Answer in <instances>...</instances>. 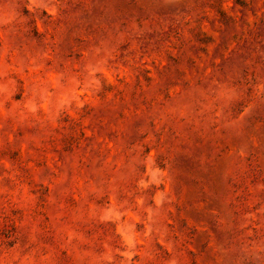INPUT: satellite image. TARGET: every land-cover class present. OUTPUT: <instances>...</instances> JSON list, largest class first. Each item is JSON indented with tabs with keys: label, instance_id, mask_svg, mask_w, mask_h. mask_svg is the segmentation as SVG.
<instances>
[{
	"label": "rangeland",
	"instance_id": "1",
	"mask_svg": "<svg viewBox=\"0 0 264 264\" xmlns=\"http://www.w3.org/2000/svg\"><path fill=\"white\" fill-rule=\"evenodd\" d=\"M0 264H264V0H0Z\"/></svg>",
	"mask_w": 264,
	"mask_h": 264
}]
</instances>
